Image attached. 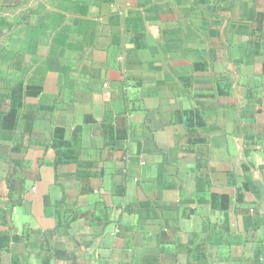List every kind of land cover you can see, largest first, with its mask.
I'll list each match as a JSON object with an SVG mask.
<instances>
[{"label": "crops", "instance_id": "crops-1", "mask_svg": "<svg viewBox=\"0 0 264 264\" xmlns=\"http://www.w3.org/2000/svg\"><path fill=\"white\" fill-rule=\"evenodd\" d=\"M0 264H264V0H0Z\"/></svg>", "mask_w": 264, "mask_h": 264}]
</instances>
